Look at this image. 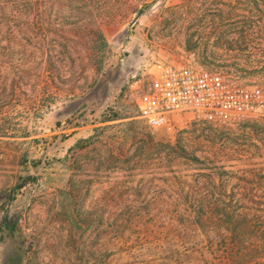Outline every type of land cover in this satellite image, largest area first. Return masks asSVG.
Masks as SVG:
<instances>
[{
	"label": "rangeland",
	"instance_id": "374dc122",
	"mask_svg": "<svg viewBox=\"0 0 264 264\" xmlns=\"http://www.w3.org/2000/svg\"><path fill=\"white\" fill-rule=\"evenodd\" d=\"M125 2L0 0V264H174L166 259L176 230L174 184L179 175L195 179L200 163H163L157 146L142 149L145 133L203 161L205 151H220L215 136L264 126V117L149 126L139 115L136 87L147 85L161 63L190 56L204 64L203 49L187 48L180 23L165 25V8L180 0ZM107 16L112 24L104 23ZM97 25L106 45L93 37ZM238 79L264 90L263 74ZM109 112L136 115L143 127L128 155L94 130ZM93 134L92 145L74 147ZM220 160L215 164L236 181L264 166V150ZM70 187L80 190L74 213L92 218L75 242L62 212Z\"/></svg>",
	"mask_w": 264,
	"mask_h": 264
},
{
	"label": "trees",
	"instance_id": "16d2710c",
	"mask_svg": "<svg viewBox=\"0 0 264 264\" xmlns=\"http://www.w3.org/2000/svg\"><path fill=\"white\" fill-rule=\"evenodd\" d=\"M165 11L170 13L165 25L180 23L187 48H202V62L210 70L238 78L264 75V0H180ZM113 19L114 16H107L103 21L109 25ZM92 30L95 40L106 45L101 27L97 25ZM102 63V58L96 61L97 71L102 69ZM99 122L101 125L94 128L95 132L102 131L111 141L112 149L124 156L143 130L136 115L109 112ZM240 129L239 136L234 137L230 131L215 136L222 142L220 151H205L203 161L180 144H156L150 132L145 133L142 149L148 152L157 146L158 159L163 163L175 160L200 163L201 171L195 174V179L179 175L174 184L172 213L176 230L166 256L174 264H264V166L252 170L248 174L251 179L244 172L233 181L237 177L234 172L215 164L221 158L254 157L264 150V126L255 122ZM95 136L77 141L74 147L83 142L88 144L82 147L92 145ZM211 137L206 135L204 140L210 142ZM235 142H240L239 146ZM209 161L214 163L210 167L205 164ZM79 194L80 190L68 188L62 204L74 242L92 221L89 216L83 218L74 213L78 212Z\"/></svg>",
	"mask_w": 264,
	"mask_h": 264
},
{
	"label": "built area",
	"instance_id": "2783aa9c",
	"mask_svg": "<svg viewBox=\"0 0 264 264\" xmlns=\"http://www.w3.org/2000/svg\"><path fill=\"white\" fill-rule=\"evenodd\" d=\"M158 67L147 85L136 87L139 115L154 129L172 130L177 123L192 120L218 123L264 117V90L257 84L210 70L190 56Z\"/></svg>",
	"mask_w": 264,
	"mask_h": 264
},
{
	"label": "crops",
	"instance_id": "0c3cea01",
	"mask_svg": "<svg viewBox=\"0 0 264 264\" xmlns=\"http://www.w3.org/2000/svg\"><path fill=\"white\" fill-rule=\"evenodd\" d=\"M163 52H166V53H168V54H170L169 52H167L166 50H162Z\"/></svg>",
	"mask_w": 264,
	"mask_h": 264
}]
</instances>
